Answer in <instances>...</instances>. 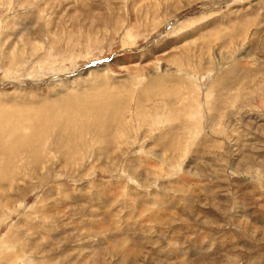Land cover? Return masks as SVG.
<instances>
[{
	"label": "rangeland",
	"instance_id": "374dc122",
	"mask_svg": "<svg viewBox=\"0 0 264 264\" xmlns=\"http://www.w3.org/2000/svg\"><path fill=\"white\" fill-rule=\"evenodd\" d=\"M2 121L0 264H264V0H0Z\"/></svg>",
	"mask_w": 264,
	"mask_h": 264
},
{
	"label": "bare ground",
	"instance_id": "6f19581e",
	"mask_svg": "<svg viewBox=\"0 0 264 264\" xmlns=\"http://www.w3.org/2000/svg\"><path fill=\"white\" fill-rule=\"evenodd\" d=\"M127 35H129V34H127ZM132 39V38H131ZM119 61H121V60H119ZM118 61V62H119ZM114 65V64H113ZM115 67H118V69L119 70H121V68L122 67H120V66H116L115 65ZM111 68H112V66H111ZM123 70V69H122ZM116 99V98H115ZM72 104H74V103H72V102H70V104H68V111H73L72 113H74L75 112V109H74V107L72 106ZM56 105V104H55ZM54 105V106H55ZM91 107V106H90ZM55 108V107H54ZM53 108V109H54ZM92 108V107H91ZM61 110V109H60ZM100 110H101V112L104 114L103 116L104 117H107V116H117V115H121L122 116V114H123V112H124V96H123V98L120 100L119 99V101H110V100H108V101H106L104 104L102 103V106H101V108H100ZM48 111V110H47ZM46 112V111H45ZM52 113H54V112H52ZM39 114V113H38ZM51 114V113H50ZM55 114V113H54ZM45 114H43V118L45 117L44 116ZM32 116H34V115H32ZM41 117V116H40ZM54 117V116H53ZM58 117V116H57ZM60 119V118H59ZM41 120V119H40ZM44 120V119H43ZM3 122V121H2ZM2 122H1V124H2ZM20 123H14V125H16L15 127L16 128H18L17 127V125H19ZM9 125V124H8ZM8 125H4V122H3V125L2 126H0L1 128H5L6 126H8ZM44 124H42V122H41V124H40V121H39V118L37 119V124L36 123H34L33 122V125H31L30 126V128L31 129H34V133H33V135L31 136V138L32 139H34V138H37V137H39L40 136V134L44 131L43 129H41V127L43 126ZM24 128V127H23ZM27 129V128H26ZM8 131H11L12 132V134L11 135H13L14 136V131H12L11 129L9 130V129H7ZM16 130H19V129H16ZM25 131V130H24ZM10 135V137L9 138H13V136H11ZM21 139V137L20 136H17V137H15L14 139H12L13 141H12V143H17V141H19ZM14 141H16V142H14ZM4 142V141H3ZM21 143V142H20ZM19 144V143H18ZM10 145V144H9ZM16 147H18V146H15V144H12L11 145V147H10V149H14V150H19L20 149V147L19 148H16ZM5 149V148H4ZM13 150V151H14ZM12 151H5V153H4V155L3 156H7V158H10V157H13L14 156V153H12V154H10Z\"/></svg>",
	"mask_w": 264,
	"mask_h": 264
}]
</instances>
